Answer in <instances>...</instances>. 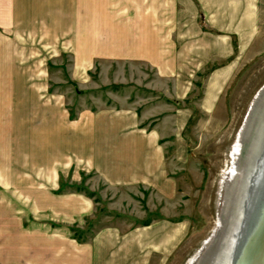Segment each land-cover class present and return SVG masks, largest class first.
Instances as JSON below:
<instances>
[{"label": "crops", "instance_id": "crops-1", "mask_svg": "<svg viewBox=\"0 0 264 264\" xmlns=\"http://www.w3.org/2000/svg\"><path fill=\"white\" fill-rule=\"evenodd\" d=\"M198 13L227 32V42L261 24L264 0H0V264H148L151 254H171L183 228L169 222L132 227L125 237L108 230L93 242L71 236L92 203L70 188L61 193L63 179L96 174L168 198L173 183L155 135L139 127L134 111L83 110L72 118L49 92L48 72L27 64V43L68 53L82 69L93 58L136 59L169 76L176 74L165 62L173 43L198 41Z\"/></svg>", "mask_w": 264, "mask_h": 264}, {"label": "rangeland", "instance_id": "rangeland-1", "mask_svg": "<svg viewBox=\"0 0 264 264\" xmlns=\"http://www.w3.org/2000/svg\"><path fill=\"white\" fill-rule=\"evenodd\" d=\"M196 20L198 41L173 43L177 46L174 59L165 62L169 68L175 63L176 74L169 76L136 59L93 58L82 69L68 53H48L41 44L27 43V64L43 66L49 92L63 99L72 118L83 110L134 111L139 127L155 135L166 176L173 183L168 198L151 186L108 185L96 174L81 173L77 183L63 179L61 193L70 188L92 203L91 214L77 218L70 227L76 240L93 242L108 230L124 236L135 226L169 222L182 226L183 236L169 256L151 254L148 264H196L213 238L218 212L222 214L225 180L259 139L264 101L231 158L247 107L264 83V20L257 27L240 28L227 42L222 40L227 32L213 30L201 13ZM19 44L13 43L12 48L19 49ZM38 50L45 55L36 56ZM233 188L234 181L229 196Z\"/></svg>", "mask_w": 264, "mask_h": 264}, {"label": "bare ground", "instance_id": "bare-ground-1", "mask_svg": "<svg viewBox=\"0 0 264 264\" xmlns=\"http://www.w3.org/2000/svg\"><path fill=\"white\" fill-rule=\"evenodd\" d=\"M263 101L264 83L247 107L231 158L245 140L253 114ZM262 118L259 139L253 142L249 154L247 151L243 162L234 165V172L225 180L226 194L223 193L219 206L222 214L218 212L214 236L196 264H264V113ZM231 180L235 182V188L229 196Z\"/></svg>", "mask_w": 264, "mask_h": 264}]
</instances>
